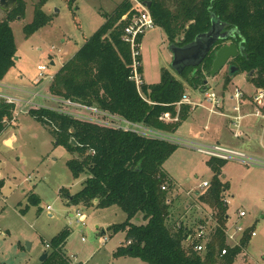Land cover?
Returning a JSON list of instances; mask_svg holds the SVG:
<instances>
[{
	"label": "trees",
	"instance_id": "obj_1",
	"mask_svg": "<svg viewBox=\"0 0 264 264\" xmlns=\"http://www.w3.org/2000/svg\"><path fill=\"white\" fill-rule=\"evenodd\" d=\"M46 1L37 0L32 22L24 27L26 37L48 23L42 12ZM141 1L151 2L148 10L155 26L164 32L168 43L176 46L187 45L206 32L211 26V14L219 18L226 24V29L235 30L237 34L236 43L241 46V53L232 65L238 69V74L246 73L251 83L264 85V0ZM25 7L24 0H17L16 5L9 12H4L5 17L0 19V81L15 63L16 45L10 21L22 18ZM131 7L130 1L123 0L114 12L105 15V22L73 57L63 63L47 90L56 99L94 107L130 123L171 133L190 111L189 107L181 106L177 112L175 106L185 93L184 86L203 87L205 77L209 76L214 51L221 45L214 48L190 77L187 76L193 71L190 68L183 72L180 80L163 71L158 83L141 86L143 100L128 79L131 57L128 47L121 40L124 24L120 18ZM139 71L143 72L141 68ZM230 79L226 73L224 85ZM13 108V105L0 101V121L10 119ZM166 113L170 117L178 113V120L171 124L160 122L158 118ZM29 114L48 129L56 145L76 155V158L66 161L72 177L78 179L85 176L78 193L70 195L67 190H60L66 204L83 209L116 206L126 214L125 221L109 227L114 235L125 233V242L116 248L114 258L140 259L147 264H233L245 248L249 241L247 233L239 247L229 248L227 254L220 257L226 247L222 228L227 211L223 200L229 184L223 183L219 176L225 162L207 161L213 177L197 199L214 211L218 226L206 243L205 250L199 253L194 250L193 244L186 243L194 230L186 229L182 222L176 225L179 218L175 207L177 203L173 204L176 199L168 201L173 184L163 171V165L177 149L176 144L76 119L53 109L31 108ZM71 139L77 146L70 143ZM162 186L166 191L161 190ZM2 187L0 180V189ZM38 202L34 195L29 197L30 205H37ZM138 215L143 223L133 224ZM68 236L69 231L63 230L50 240L48 257L41 264H68L62 250Z\"/></svg>",
	"mask_w": 264,
	"mask_h": 264
},
{
	"label": "rangeland",
	"instance_id": "obj_2",
	"mask_svg": "<svg viewBox=\"0 0 264 264\" xmlns=\"http://www.w3.org/2000/svg\"><path fill=\"white\" fill-rule=\"evenodd\" d=\"M24 1L23 17L10 21L16 45L15 63L2 84L10 88L4 89L8 95L22 101L32 100L35 106L31 102L29 105L16 104L15 109L21 112H18L15 123L7 127L0 137V180L3 182L0 190V264H40L41 256L49 250L46 244L63 230L69 231L65 250L77 264H147L140 259L116 260L112 257V251L125 239L122 232L114 235L109 231L110 226L125 221L126 214L121 209L116 206L83 209L66 204L60 190H67L70 195L78 193L85 176L78 179L72 177L66 161L76 158V155L56 145L48 129L28 115L31 108L42 107L67 115H87L84 111L62 105L63 100L51 97L46 88L50 81H39L37 67L44 66L46 70L42 73L54 76L105 22V15L114 12L123 0H48L42 8L48 23L27 37L24 27L32 22L37 0ZM4 17L5 13L0 10V19ZM169 44L167 36L157 26L142 38L141 71L146 85L158 83L163 71L180 80L179 74L171 68ZM51 62L54 64L51 65ZM192 74L190 72L187 76ZM225 74L224 68L214 78L205 77L208 86L220 92ZM246 81L250 82L246 73L237 74L231 87L251 90ZM184 88L193 101L202 102L200 90L189 85ZM36 92L39 96L30 97L29 93ZM89 114L92 122L98 125L110 120L107 116ZM204 115V110L200 108L190 110L188 118L181 121L175 131L165 133L168 138L177 141V149L163 168L174 181V190L180 194L176 200L183 205H191L188 210L183 206L177 208V216L184 218L186 226L205 220L207 225H213L209 216L213 219L214 211L198 201L199 193L195 194V191L201 192L203 182H210L213 177L207 164L208 158L182 144L183 141H191V138L196 139L200 133L206 135L203 123H197L205 121ZM5 139L12 142L11 146L4 144ZM219 176L223 183H229L225 199L228 201L226 211L231 218L230 223L255 228L257 236L251 238L248 244L247 261L250 264H264V168L226 161ZM189 192L190 197H195L191 201L186 194ZM31 195L39 199L37 205L29 204ZM47 207H50L49 212L46 211ZM76 211L85 216L83 223L75 218ZM238 211L245 212L246 216L238 218ZM140 222L138 215L133 223L138 225ZM64 258L72 261L65 253ZM234 264L242 263L238 260Z\"/></svg>",
	"mask_w": 264,
	"mask_h": 264
},
{
	"label": "built area",
	"instance_id": "obj_3",
	"mask_svg": "<svg viewBox=\"0 0 264 264\" xmlns=\"http://www.w3.org/2000/svg\"><path fill=\"white\" fill-rule=\"evenodd\" d=\"M130 1L132 7L131 9L121 16L120 22L124 24L122 33H121V40L122 42L128 47L129 54L131 57V65L130 68V77L128 78L129 81H131L134 84L135 89H137V92L139 96L143 99L142 89L141 86L144 85L142 73L139 71V68H141V54H140V44L141 40L144 37L145 33L148 31H151V29L155 28L154 19L149 14V10L146 6L145 1L141 0H128ZM37 70L40 72L39 77L40 80H48L51 82L53 79V75H45L42 72L46 70L44 66H38ZM252 89L249 92H244L243 90H240L238 88L233 90V94L231 96V100H234L235 106L232 108L235 115L227 116L229 121L232 125L233 130V137L238 138L240 136V128H241V121L244 117H251L256 121H261L263 124L264 129V85H258L251 83ZM201 91V97L202 102H195L193 101L189 95L184 93L179 101L175 103V106L177 107V112L179 111L181 106H187L190 110L194 111L197 108L203 109L204 111H207L210 115H222L221 110L224 108L223 102L224 99L215 92L214 89H211L208 84L203 85V87H198V89ZM30 97L33 98V96H39V93H29ZM242 100H246L248 104L251 105V111L248 114H242L241 113V103ZM0 101L3 102L6 105H13V113L10 119L4 118L0 121V124L2 126V130H0V137L2 134L5 133L7 127L12 126V124L15 123L16 118L18 116V112L21 110L15 109L16 104H25L29 105V103L32 101H22L20 98H16L13 95H8L4 93L0 86ZM28 103V104H27ZM33 104V102H31ZM62 105L68 106V108H76L78 111H84L86 112L84 117L76 116L72 113L71 116L76 119L80 120H86L88 122H92L90 118V112L107 116L110 120L108 122H103L102 126H107L116 130H122L127 133L137 134L139 136L148 137V138H158L163 139L165 141H169L168 137L163 135L162 133L150 130L143 126L142 124H133L130 123L120 117H114L112 115H109L107 113H104L102 111H99L97 108L94 107H87L84 105H79L76 103H73L69 100L61 101ZM34 105V104H33ZM35 106V105H34ZM37 106V105H36ZM45 109V108H44ZM58 113L65 115L66 113L59 112ZM67 115V114H66ZM158 120L160 122L170 124L171 122H176L178 120V113L174 117H170L168 113L162 114ZM101 121V120H100ZM99 121V122H100ZM96 124V123H95ZM170 142V141H169ZM192 147L198 154L202 155L203 157L219 160L222 162L226 161H233L239 164H244L248 166H257V165H264V161L256 160L255 158H252L248 156L243 151L240 152L236 149L229 148L227 146H221L218 144L213 145H200V144H193L189 143L188 147ZM210 182H203L200 185L201 192L205 191ZM161 190L166 191L165 186L161 187ZM200 192V193H201ZM170 197L169 200L172 202L174 199H177L176 197L180 194L174 189L169 193ZM187 197L190 198V192L186 193ZM196 194V193H195ZM223 205L227 207L228 201L227 199L223 200ZM50 207L46 208V211L49 212ZM75 218L83 223L85 220V216L80 214L78 211L75 212ZM246 216V213L243 211H238V218H244ZM209 218L213 221V225L209 224L207 225L206 220L200 221L202 224H197L196 227L193 229L194 232L191 233L187 237L186 243H188L190 246L193 244L194 250L197 252H203L205 250L206 243L209 242L210 237L213 233H215L216 228L218 226L217 222L214 219H212V216L210 215ZM179 225V222L176 224ZM183 225V224H182ZM176 226V227H177ZM223 229V235H224V241H225V248L221 251L220 257L225 256L227 254V251L229 248H235L239 247L240 241L245 235L248 228L241 227L238 223H234L230 226L224 225ZM256 234L255 232L250 233V237H254ZM46 249H49L48 244H46ZM70 260L67 259L68 264H76L75 259L70 256ZM263 262H264V252H263Z\"/></svg>",
	"mask_w": 264,
	"mask_h": 264
},
{
	"label": "crops",
	"instance_id": "obj_4",
	"mask_svg": "<svg viewBox=\"0 0 264 264\" xmlns=\"http://www.w3.org/2000/svg\"><path fill=\"white\" fill-rule=\"evenodd\" d=\"M6 76L3 78V80L0 81V86H1V89H2L3 92H4V89H10L7 86H5L4 84H2L4 79L6 78ZM142 77H143V73H142ZM233 79H234V77H232L230 79V81L226 85L223 84L222 90H220V92H218V94L224 99V102H223L224 108L221 110L222 115H210V114H208L207 111H204L205 112V115H204L205 116V121L204 122H200L199 121L197 123L199 125H200V123L201 124L203 123V131L206 132V135L203 134V133H200L197 136L196 139L195 138H191L190 139L191 141H189V142L188 141H183L182 144H183V146H186V147H188L189 143L206 145V146L207 145L218 144V145H221V146H224V147L227 146L229 148L236 149V150H238L240 152L243 151L248 156H250L252 158H255L256 160L264 161V129H263V124H262L261 121H256V120H254L251 117H244L242 119V121H241L242 123H241V128H240V136L238 138H234L233 137L232 125H231V122L229 121V119L227 118V116L235 115L233 110H232V108L235 106V103H234V100H231V96L233 94V90L236 89L237 87L234 86L235 87L234 89L231 87V85L233 83ZM246 83L252 89L251 82H247L246 81ZM46 88L48 89V87H46ZM240 90H242V89H240ZM228 91H229V94L226 95V93ZM249 91H251V90L244 91V92H249ZM4 93H6V92H4ZM250 111H251V105L248 104L246 100H242L241 113L245 115V114H248ZM200 117H197V118L201 119ZM171 123H173V122H171ZM155 131H157V130H155ZM158 132H160V131H158ZM160 133L165 135L164 132H160ZM168 139H169L170 142H173L174 144L177 145V143H176L177 141L173 140L172 138L171 139L168 138ZM7 143H9V146H11V144H12V142L9 139H5L4 144L6 145ZM209 159L210 158H208V160ZM254 167H258V168L261 169V168H264V165H257V166L255 165ZM163 171L167 175V173H166L164 168H163ZM172 184H173V189H175V183H174L173 180H172ZM195 193H200V192L195 191ZM193 198H195V197L191 196L189 200L191 201ZM174 203H177V205L175 204L176 208H179L180 206L181 207L183 206L185 208V210H188V209L191 208V205H188V204L183 205V203H181L179 200H175L173 202V204ZM226 213H227V216H226L227 218H226L225 225L226 226L227 225L230 226V225L236 223V222L230 223V219L231 218L229 216V213L228 212H226ZM49 216H51V215L49 214ZM183 220H184L183 217L182 218L181 217L178 218V222H182L183 226H185L186 229H191V228L194 229L197 224H199V223L202 224V222H197V224H195V225L186 226V223L183 222ZM132 223H133V221H132ZM142 223L143 222L141 221L139 224H142ZM246 228H248L246 233L249 235V241L245 245V248L242 250V252L236 256L233 264L237 263L238 260H240V262L242 264H250V262L247 261V254L248 253H247L246 250L248 248V244H249L251 238H254L257 235H255L254 237H250V233L251 232H255V228L252 225H250L249 227H246ZM122 233L125 236V233L124 232H122ZM66 242H65L62 250L66 254L67 257H70V255H68L67 250H65ZM124 242H125V239H124ZM124 242H121V244L118 247H120ZM118 247H116V248H118ZM116 248H115V250L112 251V257H113V253L117 250ZM114 259H116V258H114ZM119 259L126 260L128 258L127 257H121V258H118L116 260H119Z\"/></svg>",
	"mask_w": 264,
	"mask_h": 264
},
{
	"label": "water",
	"instance_id": "obj_5",
	"mask_svg": "<svg viewBox=\"0 0 264 264\" xmlns=\"http://www.w3.org/2000/svg\"><path fill=\"white\" fill-rule=\"evenodd\" d=\"M17 0H0V9L3 12H9L15 5ZM151 2H146V6L149 9ZM211 26L210 28L201 35L195 37V39L187 45L176 46L175 44H169V51L172 54L171 68L175 70L179 76L188 67H199L204 61L205 57L214 49L218 42L225 40H236L235 30H230L228 33L221 32L226 29V24L220 21L219 18L210 15ZM233 33V34H232ZM220 34V35H219ZM241 53V46L235 43H229L222 45L221 48L214 51V59L211 64L209 77L214 78L223 69H226V73L230 77H234L238 74V69H236L232 64H229L232 60L236 59ZM16 60V59H15ZM54 63L51 62V65ZM204 87L207 84L206 79L203 82ZM70 143L74 146L77 144L74 140H70ZM48 257L47 252H45L40 258V264L43 263Z\"/></svg>",
	"mask_w": 264,
	"mask_h": 264
},
{
	"label": "flooded vegetation",
	"instance_id": "obj_6",
	"mask_svg": "<svg viewBox=\"0 0 264 264\" xmlns=\"http://www.w3.org/2000/svg\"><path fill=\"white\" fill-rule=\"evenodd\" d=\"M230 30L229 29H223L222 30V32H221V35L223 34V33H228ZM233 34V33H232ZM220 35V34H219ZM235 41V42H234ZM229 43H235L236 45H237V43H236V40H231V39H229V40H225V41H222V42H218L216 45H215V47H217V46H219V45H221L220 47H222V45H225V44H229ZM214 47V48H215ZM214 50V49H213ZM213 50H211L210 51V53L213 51ZM210 53H208V55L205 57V59L210 55ZM205 59H204V61H205ZM203 61V62H204ZM234 60H232L229 64H232V62H233ZM202 62V63H203ZM201 63V64H202ZM201 66V65H200ZM199 66V67H200ZM188 68H190V69H192L193 71V73L196 71V69L198 68V67H188ZM193 75V74H192ZM181 77V76H180Z\"/></svg>",
	"mask_w": 264,
	"mask_h": 264
},
{
	"label": "bare ground",
	"instance_id": "obj_7",
	"mask_svg": "<svg viewBox=\"0 0 264 264\" xmlns=\"http://www.w3.org/2000/svg\"><path fill=\"white\" fill-rule=\"evenodd\" d=\"M9 145V144H8Z\"/></svg>",
	"mask_w": 264,
	"mask_h": 264
}]
</instances>
